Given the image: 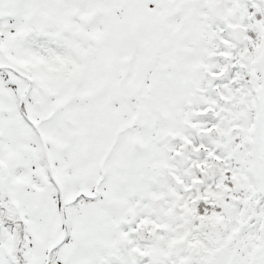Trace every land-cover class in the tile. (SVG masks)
Listing matches in <instances>:
<instances>
[{
	"label": "snow or ice",
	"instance_id": "snow-or-ice-1",
	"mask_svg": "<svg viewBox=\"0 0 264 264\" xmlns=\"http://www.w3.org/2000/svg\"><path fill=\"white\" fill-rule=\"evenodd\" d=\"M0 264H264V0H0Z\"/></svg>",
	"mask_w": 264,
	"mask_h": 264
}]
</instances>
